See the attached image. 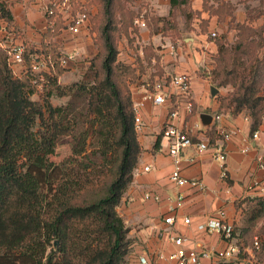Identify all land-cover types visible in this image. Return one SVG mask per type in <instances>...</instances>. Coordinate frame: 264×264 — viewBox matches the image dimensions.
Segmentation results:
<instances>
[{
  "label": "trees",
  "instance_id": "obj_1",
  "mask_svg": "<svg viewBox=\"0 0 264 264\" xmlns=\"http://www.w3.org/2000/svg\"><path fill=\"white\" fill-rule=\"evenodd\" d=\"M98 1L103 3L99 14L92 13L91 0H87L85 11L99 48V54L91 60L90 70L103 52L95 21L102 13L104 15L102 38L105 54L101 59L104 79L92 86L89 92L91 101L98 105V112L108 119L104 152H112L111 166L99 176L96 187L92 189L86 173L78 169L75 160L61 166L46 160L55 152L58 140L72 136L78 125L75 120L66 121L63 115L65 108L54 106L50 100L53 95L61 98L68 96L69 89L59 83L67 69L63 66L59 45L54 41L65 25L59 17H48L49 25L42 48L34 50L23 45L25 72L16 76L6 61L0 68V264L126 263L131 240L116 208L133 181L142 153L135 129L131 85L146 72L145 63L151 65V47L143 49L144 57L140 55L139 47H135L133 63L118 61L119 52L111 33L114 0ZM187 2L171 0L169 18L158 17L157 22L164 21L165 25L175 27V10ZM205 8L208 9V6ZM235 9L236 6L230 4L225 12L232 14ZM121 17L125 18L123 12ZM138 18L132 14L125 27L131 47L135 39L131 38L129 30L132 28V34L139 36L140 30L133 27ZM0 20L7 24V31L10 32L12 16L3 3H0ZM236 29L232 48L226 36L214 37L219 51L215 56L212 79L218 88L229 85L235 88L227 97L218 96L220 112L233 116L247 112L251 117L253 135L264 122V27L256 30L248 23H238ZM250 54L254 59L248 60L242 72L237 70L239 60ZM6 58L8 62L7 55ZM36 60H45L48 69L34 72ZM117 69H121L124 77L128 78L121 86L115 78ZM35 91H41L44 104L31 99ZM92 107L93 104H90V109ZM47 113L48 118H45ZM37 118L44 124L40 138L34 132ZM205 135L210 143L221 139L214 128ZM190 137L194 142L199 141L198 136ZM158 148L159 143L155 146V149ZM45 187L54 191L49 200L42 195ZM245 202L247 200L242 201ZM252 202L255 204L248 217L246 212V227L242 235L245 238L247 233L258 236L255 253L259 261H264V198ZM237 206L240 207L241 203ZM261 220L263 225L256 230Z\"/></svg>",
  "mask_w": 264,
  "mask_h": 264
},
{
  "label": "crops",
  "instance_id": "obj_2",
  "mask_svg": "<svg viewBox=\"0 0 264 264\" xmlns=\"http://www.w3.org/2000/svg\"><path fill=\"white\" fill-rule=\"evenodd\" d=\"M51 1L0 0L12 16V30L8 33L4 31L7 24L0 20V38L40 50L48 30L46 9ZM83 1L86 5L87 1ZM143 1L148 4L156 23L140 27L139 43L145 46L141 47L139 53L144 57L143 49L150 46L151 65L145 63L146 72L131 85L133 102L142 104L143 127L137 131L142 153L134 170L133 181L116 208L129 230L128 238L131 240L125 264L135 263L142 256L157 260V264H175L157 259L160 254L168 255L175 251L172 241L175 237L184 238V247L198 252L215 254L233 245L238 247V251L227 260L219 261L213 256L205 259L203 264H264V261H259L254 249L258 236L247 233L245 238L242 235L246 227V212L248 217L255 204L252 201L264 198V122L259 128V138L254 140L251 117L247 112L238 116L220 112L218 96H229L232 88H218L212 79L215 56L219 50L210 34L215 32L218 38L226 36L228 42H234L237 24H250L245 5L237 0H188L187 4L175 10L174 27L165 25L164 21L157 22L158 17L169 18L171 0H139L138 3ZM230 4L236 6L232 14L225 12ZM91 11L96 13L94 8ZM250 25L254 28L264 27V16H257ZM54 41L59 45L62 60H65L63 66L67 69L59 83L68 86L82 79L91 66V60L99 54L89 20L78 34L65 28ZM69 56L72 58L69 59ZM122 60L125 63L135 62L131 56ZM23 69L16 66L14 72L20 73ZM180 74L188 75L191 80L192 114H188L184 108L185 98L172 88L166 89L170 92L166 104L155 105L144 101L148 84L166 81ZM213 88L218 90L216 94H213ZM174 106L179 110L174 124L192 135H198L200 141H206L205 133L213 128L217 132L238 130V135L229 141L218 139L210 143L212 147H221L226 154L227 179L222 177V169L214 158L213 149L198 152L195 147H189L181 155V174L188 180L202 182L205 189L178 186L171 182L175 162L169 153V141L162 132ZM203 114L213 117L209 125L202 122ZM246 142L249 150L243 153ZM157 143L159 148L155 149ZM146 167H150V170L145 171ZM148 194L151 198L146 199ZM155 197H159V200ZM243 200L247 202L242 203ZM239 203L240 207L237 206ZM220 212H225V221L235 226L232 241L199 228L217 219ZM171 216L175 222L166 224L165 219ZM188 218L190 223L186 224ZM262 225L263 220L256 225V230Z\"/></svg>",
  "mask_w": 264,
  "mask_h": 264
},
{
  "label": "rangeland",
  "instance_id": "obj_3",
  "mask_svg": "<svg viewBox=\"0 0 264 264\" xmlns=\"http://www.w3.org/2000/svg\"><path fill=\"white\" fill-rule=\"evenodd\" d=\"M138 1L139 0H114L115 16L112 22L111 33L114 43L117 46L119 52L117 60L120 62H123L122 59L126 56L135 58V53L133 51L134 48L138 46L141 50V47L145 46L139 43L140 36L132 34V28H130L129 32L131 33V38L135 39L134 44L132 45L133 47H131L129 43V35L125 33V27L128 24V21L132 19V14H134L135 18H140L142 15H144L146 25L148 26L151 23H156L155 16L149 9L148 4L144 1L142 3H138ZM237 1L239 4L245 5L250 24L254 23L257 16H264V0ZM100 5H102L103 8L102 2L98 0H91L90 9L92 10L94 8L96 12L95 14L97 15L100 13ZM122 12L125 14L124 19H122L121 17ZM95 22L98 42L102 45L103 52L100 54L99 59L96 60L94 68L91 70L89 68L86 75L79 81L74 82L68 86H64L69 89L68 96L61 98L57 95H53L50 98L54 106L65 108L63 115L66 121H76V123L78 124L77 130L72 136L60 138L57 142L55 152L46 158V160H48L55 166H61L63 163H66L69 160H75L78 163V169H82L86 173V177L91 182L92 189L96 187V183L99 181V176L110 168L112 160V152H104V149L106 148L104 143V134L109 129L108 119L107 117H105L104 119V117L98 112V105L94 100L91 101L89 92L92 86H94L96 83H101V81L104 79V73L101 67V59L105 54L104 39L102 38V28L105 22L103 13L102 16L98 17L97 21ZM135 22L133 23V27L140 30V26L136 25ZM255 29L258 30L259 28ZM234 42H228L230 48L233 47ZM6 55V51L0 48V68L4 64V61H6L7 65L9 64L7 62ZM253 59L254 57H252L251 54L248 56H244L243 60H239L240 66L236 67V69L242 72L244 68L247 67L248 60L252 61ZM241 64L244 65L242 66ZM11 68L13 70L16 69V67ZM15 72L19 75L18 71ZM121 72V69H117L115 75V78L119 82L120 86L128 80V78H125ZM226 87H231L232 92H234L235 90V88H233L231 85ZM41 94V91H35L31 96V99L35 102L44 104V101L41 100ZM90 104H93L92 109H90ZM45 118H48V113L45 115ZM43 129L44 124L39 118H37L34 132L37 133L38 138H40V131ZM55 179L57 181L56 177ZM52 193H54V191L52 192L47 187L42 190V195L44 197L46 196V200L52 198ZM44 204L46 205V202H44Z\"/></svg>",
  "mask_w": 264,
  "mask_h": 264
},
{
  "label": "built area",
  "instance_id": "obj_4",
  "mask_svg": "<svg viewBox=\"0 0 264 264\" xmlns=\"http://www.w3.org/2000/svg\"><path fill=\"white\" fill-rule=\"evenodd\" d=\"M47 17H59L67 30H69L73 34H78L84 24L89 20L88 14L85 11V4L83 0H52L49 6L46 9ZM136 25L140 27H144L146 25V21L144 15L136 20ZM54 25V22L51 23V26ZM5 32L8 33L7 28L4 29ZM211 37H215L216 33L212 32L210 34ZM0 48L4 49L7 53L8 63L11 67H24V69L17 76H21L23 72H25V60H24V51L25 48L23 45H17L8 40V38H0ZM69 59L72 57L69 56ZM62 63H65V60H62ZM48 63L44 60L38 61L36 60L33 64V71L36 73H41L44 70L48 69ZM146 94L144 96V101L152 102L155 105H163L166 104L168 99L170 98V92L166 91L168 88H172L178 94L185 98L186 102L184 104V108L188 114L193 113L194 104L192 99V87L191 80L188 75L180 74L173 75L166 81H159L154 84H148L146 86ZM142 104L139 102L134 103V113H135V129L136 132L140 131L143 127V119L141 115ZM179 117V110L177 106H174L170 112L167 124L163 129V136L169 141V153L175 162V169L170 175L171 182L177 184L178 186L190 185L192 187H199L201 190L205 189V186L202 182L192 181L184 178L181 174V155L185 149L189 147H195L198 152H205L209 149H213L214 158L219 162L222 169V177L224 179L228 178L227 174V157L221 147H212L209 140L206 141H197L194 142L190 135L191 133L179 128L174 124V120ZM218 119V117H217ZM218 134L221 136V139L224 141H229L238 135V130H228V131H219ZM260 135V131H256L252 138L254 140L258 139ZM198 136V135H192ZM199 139V137H198ZM249 147L247 146V142L245 143L244 148L242 149L243 153H247ZM264 168V165L262 166ZM150 167H146L145 171H149ZM146 199L151 198L148 194L145 196ZM156 200H159V197H155ZM182 199L180 198L179 201ZM225 212H220L219 217L217 219L209 221L207 225H201L200 230H205L208 233H218L224 239L228 241H232L235 235V226L225 221ZM175 222V218L173 216L166 218V224H173ZM185 223H190V219H186ZM174 245L176 247L175 251L168 255L160 254L158 256V260H167L169 262H173L175 264H203L205 259H210L211 257H216L217 260L223 261L227 260L232 255L238 251V247L236 245L231 246L226 251L215 252V254H211L210 252H198L196 250L186 249L184 247L185 239L182 237L172 238ZM259 241L258 239L255 241L254 245L258 247ZM130 264V263H129ZM131 264H157V260L151 259L146 256L139 257L135 263Z\"/></svg>",
  "mask_w": 264,
  "mask_h": 264
},
{
  "label": "water",
  "instance_id": "obj_5",
  "mask_svg": "<svg viewBox=\"0 0 264 264\" xmlns=\"http://www.w3.org/2000/svg\"><path fill=\"white\" fill-rule=\"evenodd\" d=\"M217 91L218 90L216 88H213V94H216ZM212 119H213V117L211 115H209V114H203L201 116L202 122L207 124V125H209L211 123Z\"/></svg>",
  "mask_w": 264,
  "mask_h": 264
}]
</instances>
